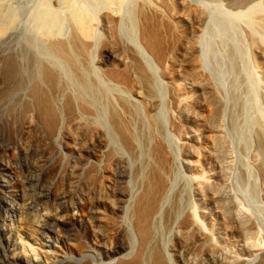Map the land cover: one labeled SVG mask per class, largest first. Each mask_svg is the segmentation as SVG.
Returning <instances> with one entry per match:
<instances>
[{
	"label": "rangeland",
	"instance_id": "1",
	"mask_svg": "<svg viewBox=\"0 0 264 264\" xmlns=\"http://www.w3.org/2000/svg\"><path fill=\"white\" fill-rule=\"evenodd\" d=\"M3 1L1 8L4 13L12 14L13 22L9 26V31L7 29L8 32L0 36L2 62L0 73H3L4 61L14 58L19 70L22 71L19 72L25 85L15 88L5 99L0 97V264H23L19 259L10 256L9 246L3 237L7 229L19 225L20 222L24 223L25 227L31 225L37 234L36 242L27 239L25 247L30 259L38 262H46L47 258L43 255L45 253L51 255L47 259L50 261L48 264H66L65 262L120 264L128 260L132 252L134 255L138 240L134 242L137 238L126 210L141 189L142 180L136 178V173L146 156L145 153L140 157L136 156L115 136L106 102V97L116 103L120 97H126L132 103L135 102L134 104L140 106L143 104L136 91L118 85L107 76L108 67L109 69L114 66L121 67L123 62L129 59L128 50L135 51L141 57L156 81V100L160 107L158 114L163 124V138L175 158L170 198L177 192L182 193L181 199L184 197V201L181 200L182 214L174 228L163 230L161 231L163 235L160 234L161 243L164 242L163 246L171 263L262 264L264 262V173L263 168L260 167H263L261 164L264 158L256 159L255 152L258 153L261 148L257 131L264 127V75L256 63V51L251 44L250 32L239 20L234 19L237 15L232 14L236 10L234 3L237 0H122L114 3L109 0H102L103 3L101 0L100 2L76 0L91 14V23L94 27V39L92 38L88 58L89 68L84 65L86 71L90 73L88 76L91 75L89 78L93 79L95 86L99 88L86 92V96L91 101L98 97L93 104L97 113H92L93 115L88 111L84 112L80 103L76 101L81 86L65 62L50 52L45 36L39 32V17L43 13V9H40L42 0ZM245 1L240 0L243 3ZM144 4H147L151 10L149 13L151 16H162L176 22L177 33L174 40L166 45V49H174L178 52L174 56L177 81L190 93L193 85L191 74H194L193 71H198L210 80L224 99L225 107L218 128L232 148L229 157L231 160L228 161V168L226 167L228 179H226L225 196L235 199L238 207L246 211L255 221L254 228L258 237L254 240L258 247L257 252L246 253L242 248V242L238 243L236 236H233L235 239H231V236L224 241L225 243L221 241L220 232L217 233V230L212 229L203 215V207L201 203L199 204L200 197L193 182L194 167L187 163L183 148V135L187 128L184 132H180L174 121L177 108L173 99L171 75L143 41L139 19L131 17L130 7L136 5L142 8ZM47 5L58 16L60 15L58 25L60 23L62 29L57 28L59 26L55 28L58 35L63 34L59 37L70 40L72 30L66 17L67 7L62 0H47ZM9 9L12 12H9ZM199 11L208 14L209 19L207 18L206 23L208 22L209 25L206 23L202 27L197 25L195 18ZM213 16L218 18L215 19ZM219 20L228 23L226 30L218 28ZM108 21H112L115 31L113 35L108 31L106 25ZM109 35L111 38L115 36L116 48L111 49L108 45L111 40ZM258 35L262 37L260 40L264 44V31H260ZM190 37H195L198 41L193 60L185 48L186 40ZM38 58L56 65L65 76L64 79H67L63 80L66 92L61 97L64 98L59 100L62 109H65L64 112L62 110V118H64L62 127L49 143L46 137L51 135L40 126L37 111L34 109L29 114L24 113L26 103L31 100V89L27 84H31L33 62ZM100 92L106 95L101 98ZM68 96L74 97L71 98L74 99L72 101L76 108L73 109V114L68 111L69 109L67 110ZM63 104H66V108ZM141 110L145 116L146 111L143 106ZM30 120L32 125L28 127L31 124ZM80 124L84 127L81 128ZM137 126L134 125L133 128L140 132L138 150L141 152L145 149V144L140 135L141 129ZM90 127L97 130L96 134L99 137H94L96 139L86 137L92 132ZM70 131L74 133L73 140L68 135ZM85 131L88 132L86 135L83 133ZM93 140H96L94 146ZM100 141L103 144L99 143ZM69 145L85 151L78 153ZM42 148H47V152H37ZM110 151L114 154L112 178L103 192L107 195H102V192L90 183L89 177L104 173L106 154ZM101 195L110 199L109 206L102 207L101 210L114 223L107 230L97 227L98 234L94 236L90 231L89 222L93 219L94 202ZM203 205L205 210L208 209L206 211L212 209L213 212L214 206L209 200H204ZM191 211L195 219V224L190 230L192 235L186 245H183L184 247L179 246L178 226ZM73 212H78L82 216L80 215L78 220H73ZM45 214L54 217L60 215L64 221L62 224L54 221V218L46 221ZM124 228L129 231L127 235L132 241L124 236ZM64 240L80 241L85 252L78 255L64 246ZM212 247L216 248V251Z\"/></svg>",
	"mask_w": 264,
	"mask_h": 264
},
{
	"label": "bare ground",
	"instance_id": "2",
	"mask_svg": "<svg viewBox=\"0 0 264 264\" xmlns=\"http://www.w3.org/2000/svg\"><path fill=\"white\" fill-rule=\"evenodd\" d=\"M2 1L3 0H0V36L5 34L7 29L9 31V26H11L13 22L12 14L6 12L4 13L2 10ZM62 1L67 7L68 14H66V17L69 20V25H71L72 34L70 40L62 39L61 37L63 34L60 33L61 37H59L60 35H58L55 28L57 26H59L57 28L61 27L60 23L58 25L60 15L58 16L49 7V5H47V0H42V8L40 7V9H43V13L41 12L42 14L39 17L38 29L39 32L45 36L50 52L65 62L71 70V74L76 79L79 86H81L82 89H80L79 94L77 93L78 95L76 101L80 103L79 105L82 107L84 112L88 111V113L90 112L91 114H96L97 110L93 108V104L94 101L96 102V98L98 97H96L94 101H91L86 96V92L99 89L95 86L93 79L91 80L89 78L91 75L88 76L90 73L89 71H86L85 68H89L88 58L91 50L92 38L94 39V27L91 23V14L76 0ZM109 1L114 3V1L121 2L122 0ZM246 1L243 3L240 2V0H237V2L234 3V8L236 10L232 14L233 16L236 14L237 16L234 17V19L236 18L239 20L241 24L250 32L251 44H253L256 51V63L261 68L260 72L264 75V44L260 40L262 37H259L260 35H258L260 34V31H264V0ZM98 2L100 1L98 0ZM147 2L148 1H146V3ZM4 3L5 2L3 1V4ZM101 3H103L102 0ZM130 8L132 9L131 17L133 16V18L137 17L139 19L141 35L146 46L171 75L173 99L177 108L174 121L180 132H184L187 128L185 135H183V148L187 163L189 166L194 167L195 176L193 177V182L200 197L199 204L201 203L203 207V215L207 218L211 228L217 230V233L218 231L220 232L221 241L224 242L231 236V239H235L234 237L236 236V238H238L237 240H239V242H237H242V248L246 253L256 251L258 247L254 238H257L258 236L256 237V230L254 228L255 221L252 220L251 216L246 211H243L240 209L241 207H238L235 199L225 196L227 191L226 179H228V175L226 176V167L228 165V161L231 160L229 157L231 154L230 149L232 148L229 147L226 138L222 135L218 128V122L225 107V102L223 101L224 99H222V96H220L219 92L210 80L198 71H193L194 74H191V77L193 78V85L190 88V93H188L189 91L186 87L177 81L174 56L178 52L174 49H166V45L171 40H174V36L177 33L178 27L175 24L176 22L170 18L167 19L162 16H151L149 14L151 10H149L147 4H144L142 8H138L136 5H133ZM9 12L12 11L9 9ZM199 14L196 16L197 18H195V20L197 25L202 27L206 23L208 14L204 11H199ZM188 18L185 19L189 21L190 19ZM216 18L218 17L216 16L215 19ZM221 19L225 20V18ZM111 22L112 21H108L106 25H108V31L111 33L110 35H113L115 31ZM226 23V21L221 22L219 20L218 28L226 30ZM206 24L209 25L208 22ZM114 37H109L111 40L108 45L111 49L112 47H117ZM197 46L198 41L195 37H190L186 40L185 48L187 49L191 60L194 59L193 56L197 50ZM127 55L129 59L124 61L121 67L114 66L110 69L108 67L107 76L112 78L118 85L126 89L136 91L142 99V106L145 108L146 115L143 116L142 114V106L134 104L135 102L132 103L126 97H120L117 103L114 100L110 101L106 97V102L109 108L108 116L115 136L123 142L124 146L133 151L136 156L140 157L142 153H145L146 159L144 158L141 165L139 164L140 166L136 173V178L138 180L141 178L142 180L141 189L134 196V199L128 204L126 210L133 223V226H131L134 228L135 237L137 238L134 242L138 240V245L134 255L132 252L131 257L129 256L130 258H128V260L122 261L120 264H172L163 246L164 242L163 244L161 243L160 234L163 235V233H161L163 230L174 228L179 216L182 214L180 213L182 210L181 200L184 197L181 199L182 193L177 192L172 198H170V192L172 190V177L175 170V158L168 149V146L164 141L165 138H163V124L158 114L160 107L159 102L156 100V81L147 70V67H145L141 57H139L135 51L128 50ZM112 56H114V53ZM15 60L14 58H10L4 61L5 64L3 66V73H0V97L3 99L7 98L10 93L15 90V88L17 89V87L19 88L20 86L22 87L25 85L24 79L20 75V72L22 73V71H20L21 69L19 70V66H17V62H15ZM1 63L2 62L0 61V64ZM64 77L65 76H63L62 72L56 65L39 58L34 60L31 78L32 81L31 84H27L30 85L31 100L26 103L24 113L29 114V112L34 111V109L37 111L40 126L47 130L51 135L50 137H46L48 143L51 142V138H54V135L61 130L62 119H64L62 118V113L65 109L63 110L59 103L60 98H64L61 96L66 92L63 87V80L67 79H64ZM100 93L101 95L99 97L101 98L104 94L106 95V93ZM71 98L74 97L71 96ZM71 98L66 99L69 100L67 101V110L69 109L68 111L73 114V109L76 108L74 107L75 105L72 101L74 99ZM75 104L78 103L75 102ZM65 105L64 108H66ZM25 115L23 114V116ZM73 116L75 117V114ZM30 121L31 124L28 127H31L32 125V120ZM80 125L81 128L84 127L82 124ZM134 125H138L140 127V135H142L144 140V142L141 141V143L143 142L145 144V149H142L141 152L138 150L140 149V138L138 135L140 132L138 133V131L134 130ZM91 129L92 132H90V134L88 132L87 134L85 131L83 132L84 135L87 134V138L99 137L96 134L97 130L93 128ZM257 133L261 142V148L258 150V153H256L257 151L255 152V154H257L256 159L264 158V127H261ZM68 135L72 140L74 139V133L72 131H70ZM90 141H92V138ZM95 142L96 140L93 142V146L95 145ZM99 143L102 142L100 141ZM69 147L74 149V151H78V153L85 151V149L82 148L76 149L70 145ZM42 149L39 151L37 149L36 150L37 152H47V148ZM106 158L104 173L99 176L97 174L96 176L89 177L90 183L93 187H96L97 190L99 189L102 192V195H107L103 192L112 178L111 167L114 158L113 152H108L106 154ZM192 159L195 161H192ZM261 165L263 167L260 168H263L264 173V159ZM95 168L96 167H94L93 170H95ZM102 195L94 202L93 219L89 222L90 231L94 236H97L98 234L97 227L107 230L112 227L114 223L111 218H109L101 210L102 207H108V204H110V199ZM204 200H209V202L212 203V206H214L213 212H211L212 209L209 212L206 211L208 209L205 210L203 205ZM206 204L208 203L206 202ZM80 215L81 214L78 212L74 213L72 219L78 220L82 216ZM45 216L46 221L50 219L52 220V218L60 224L64 221V218H61L60 215H55L54 217L52 215L45 214ZM194 220V214L192 211L188 212L183 222L178 226L177 243L179 246H183L184 244L186 245L190 239L192 235L190 230L195 224ZM123 234L124 236L126 235L125 237L130 239V241H132V238L127 235L129 234V231L125 228L123 230ZM3 237H5L7 241L10 249L9 254L12 258L17 260L19 259L23 264L50 263L47 259H49L51 255L49 256L47 253L43 254L47 258L46 262L32 260L27 254L25 247L27 244L26 240L29 239L30 241L36 242V239H38L37 234L35 230L31 228V225L25 227V224L20 222L19 225H13L12 228L7 229V231L4 232ZM63 244L64 246H67L68 249L78 253V255L85 252L84 246L81 245V242L78 240L71 242L64 240ZM227 245L228 244L226 243V247ZM212 248L216 251V248ZM19 249L20 251L18 252ZM239 251L242 253L241 250ZM65 263L67 264L68 262ZM262 264H264V262Z\"/></svg>",
	"mask_w": 264,
	"mask_h": 264
}]
</instances>
